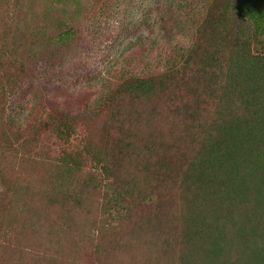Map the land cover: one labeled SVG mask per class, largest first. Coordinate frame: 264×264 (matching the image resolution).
<instances>
[{"label": "trees", "instance_id": "trees-1", "mask_svg": "<svg viewBox=\"0 0 264 264\" xmlns=\"http://www.w3.org/2000/svg\"><path fill=\"white\" fill-rule=\"evenodd\" d=\"M79 1L41 0L10 41L0 0V264H264V0H90L86 25ZM82 32L119 50L109 73L134 48L144 72L48 111L25 158L19 80L78 59Z\"/></svg>", "mask_w": 264, "mask_h": 264}, {"label": "rangeland", "instance_id": "rangeland-1", "mask_svg": "<svg viewBox=\"0 0 264 264\" xmlns=\"http://www.w3.org/2000/svg\"><path fill=\"white\" fill-rule=\"evenodd\" d=\"M40 1L10 0V11L14 15V20L10 22L11 25L7 28V36L10 41H13L14 35L18 36L17 34L23 31L22 28L25 26L30 27L33 24L31 16L33 12L39 10ZM79 2L87 10L86 13H83V24L86 25L93 9L90 0H80ZM151 22L154 23V20L144 18V24ZM154 26L152 25V27ZM102 30L105 31L106 28L103 27ZM110 37L111 34L107 32L105 35L107 45L112 43ZM78 42L80 44L76 49L82 51V55L78 59H76L78 52H73L76 56L73 59L72 52L61 51L59 57L62 58L58 67L41 69V67L38 68L34 64H29L27 65L30 69L29 74H25V78L19 80L20 106L14 118V124L12 123L7 127L9 133L18 139L17 145L26 138L35 137L31 150L21 152L25 158L41 159L42 153L48 148L47 134L35 136L33 132V129L45 119L48 111L53 108H60L72 114L83 112L90 109L94 104V100L99 98L100 95L115 87L119 82L118 78L123 73V69L125 71L134 70L135 73L144 72L145 63L143 61L145 62L146 56L136 55L139 51L135 48L131 54L132 56L127 52L124 55V57L128 56V61L123 63L120 57L116 59L118 61V64H115L116 69L109 73L106 66L111 64L113 58L119 54V50L115 54L110 52L108 57V49L104 48L103 45H99V43L95 44L88 40L83 32L80 34ZM120 47L117 46L118 49ZM254 50L264 53V32L258 33ZM102 78L103 80L100 81Z\"/></svg>", "mask_w": 264, "mask_h": 264}]
</instances>
